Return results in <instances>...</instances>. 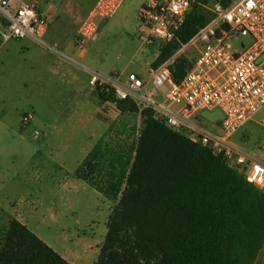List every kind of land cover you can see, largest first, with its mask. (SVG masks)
I'll use <instances>...</instances> for the list:
<instances>
[{
	"label": "trees",
	"instance_id": "1",
	"mask_svg": "<svg viewBox=\"0 0 264 264\" xmlns=\"http://www.w3.org/2000/svg\"><path fill=\"white\" fill-rule=\"evenodd\" d=\"M211 18L193 6L178 41L164 46L153 65L172 56ZM190 67L191 61L179 57L174 81ZM93 96L114 103L121 116L142 119L130 143L113 134L116 122L109 125L75 170L114 203L95 264H255L264 248V193L209 148L169 128L152 106L117 100L105 88ZM0 264L71 263L10 218L0 227Z\"/></svg>",
	"mask_w": 264,
	"mask_h": 264
},
{
	"label": "built area",
	"instance_id": "2",
	"mask_svg": "<svg viewBox=\"0 0 264 264\" xmlns=\"http://www.w3.org/2000/svg\"><path fill=\"white\" fill-rule=\"evenodd\" d=\"M125 1L97 0L78 26L75 47L85 51L88 43L95 42L102 24L113 18ZM195 5L207 10L212 18L159 66L148 65L146 81L133 72L114 70L105 75L91 71L89 85L94 90L105 88L117 100L130 98L145 107L152 106L156 117L169 128L209 148L264 193V159L230 140L264 106V58L258 62L264 54V0H229L225 4L222 0H145L136 37L142 45L161 51L178 41L177 31ZM48 28L49 19L37 2L0 0V44L33 39L44 45ZM190 48L197 56L177 83L172 71ZM164 87V101L153 102L151 89ZM216 109L224 115L216 123L220 133L200 126L205 119L202 111ZM32 118L31 114L24 116L23 123ZM38 135L36 132L35 137Z\"/></svg>",
	"mask_w": 264,
	"mask_h": 264
},
{
	"label": "rangeland",
	"instance_id": "3",
	"mask_svg": "<svg viewBox=\"0 0 264 264\" xmlns=\"http://www.w3.org/2000/svg\"><path fill=\"white\" fill-rule=\"evenodd\" d=\"M24 1L37 2L40 11L43 12L40 7L41 0ZM143 2L145 0H126L117 14L111 18V26L100 32L98 40L86 45V54L81 62L99 72L119 70L126 73H139L141 78L146 81L148 79L147 62H150L149 65L153 64L160 51L156 49L158 51L156 53L154 47L142 45L136 37L137 29L141 25L137 19V9ZM58 5L60 8L59 3L53 5V9L56 8L55 11H57ZM77 12L76 10H66L56 18L52 16L54 12L52 14L47 11L45 15L49 19V34L51 35L43 38L44 45L35 42V44H31L29 50L17 40H9L0 44V165H3L4 168L13 166L17 174V178L13 182V190L9 193V201H5L3 199L5 196L0 195V217H2L0 227L7 224L12 218L13 214L8 212L10 207H18L20 204H30L34 207L39 204L41 206L37 209V213L31 217V224L37 223L39 215L46 210L57 191L60 190L59 182L65 172L58 171L53 166L57 161L49 157L48 154L39 152L44 141V129L35 118L33 104H29L32 99L28 98L27 91L38 75L37 70L41 69L46 61L49 63L56 53L60 52L62 47L58 43H71L75 46L76 31L83 19V17L79 19L73 17V14ZM183 56L192 62L197 56V52L194 48H190ZM150 86L152 87V85ZM166 90L167 87H164L159 89V92L164 93ZM93 99H95L94 96ZM97 104L101 107L100 115L109 121V125L116 122L114 135L116 134L118 138L127 140L129 143L132 139L137 138L142 126L140 114L121 116L114 103L97 102ZM138 104L141 109L145 107L144 103ZM28 114H31L34 120L25 124L23 117ZM200 126L214 133L221 131L219 126L217 128L206 119H202ZM8 128L9 132L5 133ZM36 132L39 133L37 137H35ZM230 140L244 151L264 159V106L251 121L239 128ZM31 190L37 194V197L42 194L43 199L36 203L34 200L37 197L34 195L27 201L26 196L28 193L31 194ZM109 204L112 213L114 203ZM80 221L82 224L89 221L87 214L82 215ZM67 222L74 224L75 216L68 217ZM77 227L79 230L74 229L68 235L69 239L67 240L59 231L55 221L48 215L46 224L42 225L41 232L57 249L70 252L73 257L88 261L89 264H95L96 255L91 254L83 244L76 245V243L82 238L93 242L98 240L102 227L94 231L89 228L90 226Z\"/></svg>",
	"mask_w": 264,
	"mask_h": 264
},
{
	"label": "crops",
	"instance_id": "4",
	"mask_svg": "<svg viewBox=\"0 0 264 264\" xmlns=\"http://www.w3.org/2000/svg\"><path fill=\"white\" fill-rule=\"evenodd\" d=\"M96 1L41 0L40 7H42L44 14L47 11L52 14L54 12L52 16L56 18L63 11L76 10L78 12L73 14V17L79 19L85 17ZM55 3L61 5L60 8L58 5L57 11H55L56 8L53 9ZM143 4L144 2L137 9L138 20L139 11ZM111 24V19L105 21L101 26V31L106 30ZM139 30H141V25L138 27L137 32ZM48 35H51L49 34V28L46 36ZM35 42L33 39H25L19 43H23L24 47L30 50L31 44H35ZM58 44L62 47L60 52L56 53L49 63L46 61L44 66L37 70L38 75L32 81L27 94L29 95L28 98L32 99L29 101V104H33L32 108L36 113L35 118L44 129V141L39 152L48 154L49 157L57 161L53 166L58 171L65 172V174L59 182L60 190L57 191L46 210L39 215L37 223L31 224V217L41 207L39 204L36 207L30 206V204H20L18 207H10L8 212L13 214L12 218L26 225L36 236L71 264H89L88 261L73 257L70 252L57 249L41 232L42 225L46 224L48 215L55 221L59 231L67 240L69 239L68 235L74 229L79 230L77 226L81 228L90 226L89 228L93 231L102 227L101 236L98 240L93 242L87 238H82L77 242H80L79 244L76 243V245L83 244L91 254L93 253L97 257L111 216L109 204L111 202L75 176V170L78 165L85 159L109 128V121L100 115L101 107L93 99L94 89L89 85L90 72L99 71L81 62V59L85 57L86 49L85 51H81L71 43ZM156 53H158L157 50ZM149 63L148 61L147 67ZM111 72L113 71L99 73L106 75ZM136 74L141 77L139 73ZM150 88L151 86H149ZM151 92L153 94V102L162 103L164 101L166 91L160 93L159 90L151 89ZM31 120L33 121L34 117ZM211 123L218 128L216 123ZM8 132L9 128L5 133ZM15 171L16 169L13 166L4 168L3 165H0V195L5 196L3 198L5 201H9L10 199L9 193L13 190V182L17 178ZM34 195L37 197V194L31 190V194L28 193L26 200L32 199ZM42 199L43 195L39 194V197L34 201L38 203ZM2 212L5 213L4 211ZM86 214L89 217V221L82 224L80 218ZM72 216H75L74 224L67 222V218ZM81 232L84 233V231ZM76 245L74 246L78 247ZM255 264H264V248L259 252Z\"/></svg>",
	"mask_w": 264,
	"mask_h": 264
},
{
	"label": "water",
	"instance_id": "5",
	"mask_svg": "<svg viewBox=\"0 0 264 264\" xmlns=\"http://www.w3.org/2000/svg\"><path fill=\"white\" fill-rule=\"evenodd\" d=\"M264 58V54L262 57L258 60L260 62ZM201 115L208 121L218 123L224 119V115L221 112L220 109H216L213 112L209 111H202Z\"/></svg>",
	"mask_w": 264,
	"mask_h": 264
}]
</instances>
